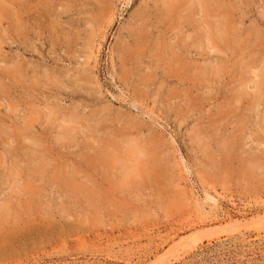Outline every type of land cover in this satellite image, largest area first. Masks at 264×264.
Here are the masks:
<instances>
[{
	"label": "rangeland",
	"instance_id": "obj_1",
	"mask_svg": "<svg viewBox=\"0 0 264 264\" xmlns=\"http://www.w3.org/2000/svg\"><path fill=\"white\" fill-rule=\"evenodd\" d=\"M263 215L264 0H0V264H264Z\"/></svg>",
	"mask_w": 264,
	"mask_h": 264
},
{
	"label": "bare ground",
	"instance_id": "obj_2",
	"mask_svg": "<svg viewBox=\"0 0 264 264\" xmlns=\"http://www.w3.org/2000/svg\"><path fill=\"white\" fill-rule=\"evenodd\" d=\"M3 2V1H2ZM3 5V4H2ZM3 7V6H2ZM20 9V8H19ZM261 219H264V215L263 217H261ZM237 221V220H236ZM239 221V220H238ZM248 221V220H247ZM257 222V221H256ZM236 223V222H235ZM168 256V255H167ZM165 258V257H164ZM164 258H162L163 260H165Z\"/></svg>",
	"mask_w": 264,
	"mask_h": 264
}]
</instances>
